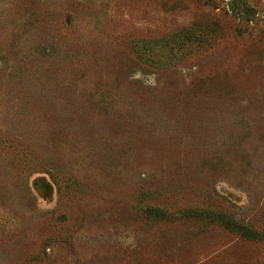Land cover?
Instances as JSON below:
<instances>
[{
	"label": "rangeland",
	"instance_id": "374dc122",
	"mask_svg": "<svg viewBox=\"0 0 264 264\" xmlns=\"http://www.w3.org/2000/svg\"><path fill=\"white\" fill-rule=\"evenodd\" d=\"M0 264H264V0H0Z\"/></svg>",
	"mask_w": 264,
	"mask_h": 264
},
{
	"label": "trees",
	"instance_id": "16d2710c",
	"mask_svg": "<svg viewBox=\"0 0 264 264\" xmlns=\"http://www.w3.org/2000/svg\"><path fill=\"white\" fill-rule=\"evenodd\" d=\"M229 228L240 230L244 235L253 236V233L244 228L243 226L237 225L234 222L225 220L224 222Z\"/></svg>",
	"mask_w": 264,
	"mask_h": 264
}]
</instances>
